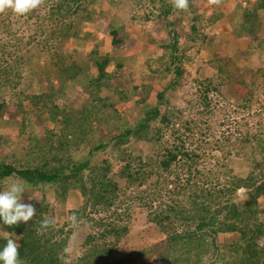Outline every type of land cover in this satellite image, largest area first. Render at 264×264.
I'll use <instances>...</instances> for the list:
<instances>
[{
  "label": "rangeland",
  "instance_id": "374dc122",
  "mask_svg": "<svg viewBox=\"0 0 264 264\" xmlns=\"http://www.w3.org/2000/svg\"><path fill=\"white\" fill-rule=\"evenodd\" d=\"M163 3L82 0L81 9L92 10L93 20L76 26L77 36L66 40L54 54H48L42 46L31 48L43 39L35 33L37 27L50 24L38 20H48L51 3L37 8L28 19L11 10L0 15V48L6 45L1 66L13 67L11 82L0 86V102L6 105L0 110V163H16L19 168V158H26L30 147L43 146L53 151L61 146L68 149L74 162L99 165L108 161L107 177L116 185L115 194L111 193L114 201L96 207L88 204L86 211L80 212L83 216L77 215L83 223L76 227L69 218L84 203L79 190H69L61 198L53 185H25L28 192L23 194L22 202L32 203L43 218L54 217L56 224L52 228H61V237L68 234L67 247L72 251L66 254L64 264H77L90 249L86 238L100 233L97 227L92 228L98 221L128 228L118 242L108 237L96 240L98 244L112 243L110 259L124 260L132 255L135 264H153L150 248L166 240V235L150 221L149 212L153 216L169 201L168 190L177 191L190 178L192 186L188 185L185 195L178 197L183 199L190 190L199 194L200 187H230L233 176L251 175L249 167L256 162L264 168V0H189L187 11H171L167 20L158 16L160 8L170 4L169 0ZM245 10L250 11V18L243 16ZM66 18L68 21L70 17ZM59 20L56 18L58 23ZM111 26L124 39L120 45L112 43ZM172 30L178 34L182 75L177 89L169 91L166 87L173 73L165 71L167 57L163 49L171 41ZM16 55L23 62L11 66ZM106 55L112 59L106 67L109 78L97 91L91 85L97 76L95 59ZM60 60L73 66L72 79H64L68 74H61ZM118 62L121 68L116 66ZM160 92L164 93L160 112L172 117L169 128L155 143L130 138V143L121 144L116 139L119 132L108 124L124 120L134 126L141 99L146 97L155 106ZM36 96H41L40 100ZM78 109L92 117L89 122L93 128L86 136L94 141L76 147L67 144L75 139V131H63L65 119ZM158 120L151 123L152 132L161 126ZM194 126L192 137L188 131ZM33 132L36 139L29 140ZM177 140L184 144L180 156L169 172H161L159 161L164 159L166 149L177 145ZM100 142L107 145L93 150ZM239 150L244 154L238 155ZM126 163L131 172L151 174L143 187L127 186L120 175ZM84 173L87 175L88 171ZM157 173L162 174L160 193L155 192ZM5 179L0 180V190ZM163 179H167L164 184ZM29 195L35 199L29 201ZM227 197L228 194L224 196ZM245 198V189L239 188L232 200L242 202ZM259 203L263 207L264 198ZM182 227L181 223L175 226L177 231ZM4 232L0 225V237ZM200 233H205L206 242L211 241L208 229L197 231V235ZM216 239L223 247L238 241L239 234L231 232ZM258 242L264 245V237ZM142 249V254H137ZM211 249L202 264L214 260ZM123 264L132 263L127 259Z\"/></svg>",
  "mask_w": 264,
  "mask_h": 264
},
{
  "label": "trees",
  "instance_id": "16d2710c",
  "mask_svg": "<svg viewBox=\"0 0 264 264\" xmlns=\"http://www.w3.org/2000/svg\"><path fill=\"white\" fill-rule=\"evenodd\" d=\"M81 1L45 0L44 4L39 7L51 3L52 9L48 14V20L43 17L46 22H42L40 18L38 22L48 24L50 21V24L47 27H37L35 33L41 34L43 39L31 48L42 46L47 49L45 52L54 54L66 40L76 37L75 27L84 22H91L94 16L92 10L81 9L82 6L79 4ZM162 4H165L163 0ZM171 11H174L171 4L163 5L158 16L167 20ZM4 13H0V15ZM35 13L36 10H33L24 15L28 19V17H33ZM243 16L250 18L252 15L250 11L245 10ZM58 17L61 18L59 23L56 21ZM66 17H70L68 21ZM110 34L114 46L123 43L124 39L119 36L114 26H111ZM170 37H172L171 41L165 45L163 55L167 57V64H164L166 66L165 71L170 74L173 73L172 81L166 89L174 91L177 89L178 80L182 75V68L177 55L179 53V39L175 30H172V36ZM31 48L28 53H30ZM5 55L6 45H3L0 48V68L3 69L0 70V86H5L11 82L9 76L13 67H10L9 64L7 65L8 68L1 66ZM12 59L13 64L11 66H19L23 62L22 57H17V55ZM111 61L112 59L108 55L95 59L97 76L91 80V85L97 91L109 78L106 67ZM60 62L61 67L59 70L61 74H68L64 79H72L75 73L73 66L63 64L62 60ZM116 66L121 68V63L118 62ZM59 78L63 79L61 76ZM163 95V92L157 93V102L159 103L155 106L150 105L146 97L141 99L138 118L135 119L134 126L124 120L108 124L115 132H119L116 139L121 144L130 143V138L149 143L160 140L164 134L163 131L169 128L172 122L170 114L162 115L160 112L159 107L162 105ZM40 98L41 96H36V99L40 100ZM124 99L127 100V97H124ZM5 107V103L0 102V110ZM160 115L162 116L160 117ZM90 118L92 117L86 114L85 111L78 109L73 115H70L69 119H65V130L63 132L75 131V139L68 142V145L72 144L77 147L81 143L87 142L90 145L94 141L86 136L89 128H93L92 125L90 126ZM158 118L161 126L156 127V130L152 132L151 123ZM85 126H87L86 130ZM194 128L195 126L188 131L192 137ZM32 134L29 140L36 139L35 133ZM177 142V145L165 150L164 159L159 161L160 166L158 167H161V172H169L172 164L180 156L184 144L181 140H177ZM106 145L107 143L100 142L98 145L95 144L93 150H100ZM256 149L263 151L260 146H256ZM237 153L241 155L243 152L239 150ZM26 154V158H19L22 163L19 168L14 165L16 163H0V180L16 176L26 182L25 185H53L57 196L61 198H64L69 190H79L84 203L80 210L73 211L76 216L80 212L84 213L88 204L91 207H96L104 202L111 203L114 201V195L113 197L111 195L113 192L115 194L116 185L107 177L109 172L108 161H103L99 165H90L87 161L74 162L68 149L61 146H57L53 151L45 150L43 146H32ZM259 164L262 163L256 162L249 167V171H252L249 176L243 178L233 176L230 187L221 189L214 186L200 187L199 194L190 190L189 196L178 199L180 195H185L188 185L192 186L190 184L191 179L186 178L185 185L182 188L177 189L175 192L168 190L171 195L169 201L164 203L163 207L153 216L149 212L150 221L157 226L158 231L166 235V240L150 248L149 257L155 258L153 264H202L203 258L210 253L207 252L209 247L212 248L211 253L214 257V260L210 261L209 264H264V245L258 242L264 237V206L260 207L259 203V200L264 198V168ZM86 170L88 171L87 175L84 173ZM157 174V179L162 177L161 173ZM120 175L125 178L128 187H143L148 179L147 176H151V174L144 175L139 171L131 172L127 163L121 168ZM166 182L167 179H163V184ZM192 184L196 187L195 183ZM160 185L159 179L155 182V192H161L162 188L161 190L158 188ZM239 188L245 189L246 198L242 202L232 200L233 195L239 191ZM226 194H228V197L224 198ZM83 213H80L81 216H83ZM43 219L36 213L33 219L26 224L21 222L18 226L12 228H7L2 223L0 225L5 229V232H14L18 236L20 259L26 264H64L66 254L64 259H59L58 256L67 247L68 234L61 237L63 230L52 227L38 234ZM180 223L183 224V227L177 231L175 226ZM95 227L98 228L100 233L87 236L86 242L90 245V249L78 259L77 264H123L127 262V259L132 264L136 263V259L132 258V255L127 256L124 260L110 259L111 249L109 246H112V243L110 245L96 243L97 239L101 240L107 237L118 242L120 238L128 233L126 226L117 225L113 222L104 224L102 221H98L94 223L92 228ZM205 229H208L210 242L205 241V233L197 235V231L203 232ZM231 232L239 234L238 241L219 247L217 236ZM5 243V239L0 237V249L3 248ZM143 250L137 251V254L141 255Z\"/></svg>",
  "mask_w": 264,
  "mask_h": 264
},
{
  "label": "clouds",
  "instance_id": "9594fccd",
  "mask_svg": "<svg viewBox=\"0 0 264 264\" xmlns=\"http://www.w3.org/2000/svg\"><path fill=\"white\" fill-rule=\"evenodd\" d=\"M45 0H0V13L11 10L14 15H24L39 6L43 5ZM174 10L187 11L189 0H169ZM25 183L18 178L4 181V187L0 190V223L7 228L18 226L21 222L28 223L36 214L35 206L32 203H23L22 196L28 189ZM29 201L35 199L34 195H29ZM73 227L79 223L77 216L72 215L70 218ZM56 219L54 217L45 216L40 223L38 234L44 230L54 227ZM3 238L6 243L0 249V264H26L20 259V244L18 236L14 232H4ZM72 249L65 247L59 254V259H64L65 254H70Z\"/></svg>",
  "mask_w": 264,
  "mask_h": 264
},
{
  "label": "water",
  "instance_id": "95a60500",
  "mask_svg": "<svg viewBox=\"0 0 264 264\" xmlns=\"http://www.w3.org/2000/svg\"><path fill=\"white\" fill-rule=\"evenodd\" d=\"M236 198H239V195Z\"/></svg>",
  "mask_w": 264,
  "mask_h": 264
}]
</instances>
